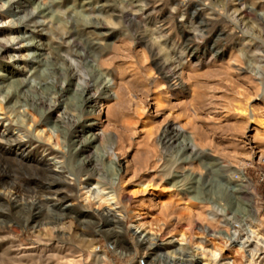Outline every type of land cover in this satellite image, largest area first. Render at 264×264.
I'll list each match as a JSON object with an SVG mask.
<instances>
[{
    "label": "rangeland",
    "instance_id": "rangeland-1",
    "mask_svg": "<svg viewBox=\"0 0 264 264\" xmlns=\"http://www.w3.org/2000/svg\"><path fill=\"white\" fill-rule=\"evenodd\" d=\"M7 36L0 126L23 139L0 129V264H264L238 242L242 220L264 233V0H0Z\"/></svg>",
    "mask_w": 264,
    "mask_h": 264
},
{
    "label": "bare ground",
    "instance_id": "bare-ground-1",
    "mask_svg": "<svg viewBox=\"0 0 264 264\" xmlns=\"http://www.w3.org/2000/svg\"><path fill=\"white\" fill-rule=\"evenodd\" d=\"M25 25H27V23ZM10 38L12 40V39H14V36H7L6 38H4V40H6L5 42L3 41V39H0V54L6 53L7 51H9L10 46L8 45V42L10 41ZM63 57H65V56L63 55ZM163 57H164V55H163ZM64 60L68 61V66H69V69L71 70V72H73L75 75H77V77L80 78L82 83H85V86H88V84L85 82V77H84V75L87 74V73H86L84 68L79 67V66H83V65L82 64H78L80 60H75V59H71V58L70 59L69 58L68 59L64 58ZM160 64L162 65L163 68H167V70H165L166 74L168 72H170L171 68L167 65V60L166 59L161 60ZM163 68H161V69H163ZM85 86H84V89L86 88ZM110 96H111V94H110V92L107 89H102V90H99V92L97 91V93L96 92L95 93H91L90 92V94H88V96H86V99L88 101L89 100L90 101L91 100L97 101V99H99L100 97H102L104 99H107ZM254 119H255L254 117H251V120H254ZM1 126H0V129H1ZM10 128H11V126L4 125L3 128L1 129V132L3 134L2 137H4L8 141V142H6V144H2L1 145V148L3 149V151H17L18 149H21L20 146H21V141L23 139V135H21L20 133H18V134L11 133ZM181 129H182V126H178L176 124H172L170 126H166V128L164 129L162 135L160 136V140L164 141V142L168 141L171 137H173V135H176L178 133H182ZM5 131H8L7 132L8 136H11L12 138L11 137L7 138L8 136L5 137L4 136ZM55 134H56V137H57V139L59 141L58 133H55ZM187 139H188V137H187ZM188 144L190 145L189 147L191 148V151H193L195 149V147H196V142L189 137ZM112 152H113V150H112ZM53 153H54V151L51 150L48 154H53ZM44 158L46 160L49 159V158H47L45 156H44ZM237 177L239 179V182H237L236 184L232 185L231 188L239 189V188L243 187L245 190H247L246 186H247V184L249 185L251 181L249 180V178H247V176L245 175V173L241 169L237 170ZM96 193L99 196V198L102 199V201L105 200V201H108V203H109L105 207V210H104V214L107 216V219H108V217H110V220L111 219H116L117 221H121L123 216H122L121 210L118 207V202H117L115 196L112 193H109L107 191H101L100 188L96 189ZM246 205L247 206H245V209H246L245 213L246 214L248 213V214L256 215V211L257 210L253 206V202H252L251 199L248 200ZM241 223L244 225V229H246V233H245V236H243V238L241 240H238L240 247L243 248L244 246H246V245L249 246L251 244H254L256 246V244H258V242H260V239H264V233L261 231V229L257 225H255V224H253L251 222H246L244 220H242ZM136 231H134V232H136ZM234 236H236V233H234ZM139 239L143 243H146V242L149 241L148 236L146 235L145 232H140ZM155 242L156 241L149 242V245L151 246ZM261 242H263V240H261ZM198 245L200 246L201 244H198ZM199 249H201V248H199ZM210 249L212 250V248H210ZM249 249L251 250V253L253 254L254 247H250ZM218 251L214 249V250H212L210 252V250H209V253H210L209 255L213 256V258H216L217 255H218ZM170 259H172V258H170ZM224 259H226L227 262L230 261V257H226ZM173 260H175V259H173ZM196 261L199 262V259L197 258ZM179 262L181 264H188V263H186V260H184V259L179 261ZM192 262H193V260H192ZM173 263H175V262L173 261ZM210 263H207V261H206V262H202V263H199V264H210Z\"/></svg>",
    "mask_w": 264,
    "mask_h": 264
},
{
    "label": "built area",
    "instance_id": "built-area-1",
    "mask_svg": "<svg viewBox=\"0 0 264 264\" xmlns=\"http://www.w3.org/2000/svg\"><path fill=\"white\" fill-rule=\"evenodd\" d=\"M260 162L264 165V156L263 158L260 160ZM259 178L262 182H264V166H263V169L260 171L259 173Z\"/></svg>",
    "mask_w": 264,
    "mask_h": 264
}]
</instances>
